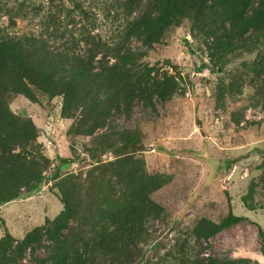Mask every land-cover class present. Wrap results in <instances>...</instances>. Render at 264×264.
I'll use <instances>...</instances> for the list:
<instances>
[{"label": "trees", "instance_id": "trees-1", "mask_svg": "<svg viewBox=\"0 0 264 264\" xmlns=\"http://www.w3.org/2000/svg\"><path fill=\"white\" fill-rule=\"evenodd\" d=\"M58 1L52 11L27 0L17 1L15 13L7 11L10 26L17 12L38 16L36 34L0 29V205L37 190L46 178L61 204L51 219L45 218L20 239L5 230L0 236V264H21L18 257L25 250L28 264H131L136 256L143 258L148 223L163 214L150 194L167 177L146 172L138 155V135L115 130L109 122L115 115L128 114L137 102L156 111L153 98L166 101L180 86L175 74L140 62L142 53L131 50L130 39L150 47L185 19L189 35L200 38L208 60L222 70L236 51L264 47V0H149L143 7L140 0H115L126 18L120 35L109 42L92 32L89 12L81 3L66 0L68 6ZM79 43L84 45L81 53ZM244 66L251 72L254 94L264 101L262 59ZM233 86L232 80L224 85L220 98ZM14 95L31 102L60 96L59 114L71 119L67 133L89 138L83 148L92 159L90 166L60 174L70 160L57 155L56 165L50 167L36 125L29 116L10 110ZM105 152L112 158L99 159ZM260 178L264 183V174ZM240 218L228 210L218 221L197 219L173 237L154 264H239L242 259L213 257L204 250L211 236ZM42 237L48 243L39 257L34 247ZM260 252L264 257V240Z\"/></svg>", "mask_w": 264, "mask_h": 264}, {"label": "rangeland", "instance_id": "rangeland-1", "mask_svg": "<svg viewBox=\"0 0 264 264\" xmlns=\"http://www.w3.org/2000/svg\"><path fill=\"white\" fill-rule=\"evenodd\" d=\"M17 1L21 0H0V29L18 35L38 33L39 17L29 13L17 12L14 24H8L7 11H13ZM77 1L89 12L92 32L103 41L120 35L126 15L115 7V0ZM147 1L140 0V7ZM27 2L50 11L59 3ZM63 4L70 5L66 0ZM129 44L132 51L142 53L140 62L175 74L180 86L166 101L153 98L156 111L137 102L128 114L115 115L109 122L115 130L127 129L138 135V155L144 160L146 172L167 177V182L150 194L162 206L163 214L148 223L149 236L141 247L143 258L137 260L136 256L131 264H154L155 256H160L173 237L194 221L201 217L218 221L228 210L240 220L211 236L205 254L242 259L239 264H264L260 252L264 240V183L260 178L264 174V101L254 94L251 72L244 66L261 58L264 67V47L236 51L220 70L208 60L200 38L189 35V22L185 19L159 43L146 47L132 38ZM77 50L83 52L84 45L79 43ZM262 71L264 74V68ZM231 80V93L222 91L220 98V89ZM60 103V96L31 102L14 95L8 106L18 115L29 116L36 125L37 140L51 159L50 167L56 165L58 155L70 160L63 164L60 174L84 171L92 163L83 148L89 138L67 133L71 119L60 116ZM98 158L108 160L112 154L105 152ZM51 185L46 178L37 190L23 191L20 197L1 204L0 236L7 230L20 239L33 227L42 225L45 218L51 219L61 209ZM154 242L155 247L151 246ZM47 243L42 237L35 245L37 256L45 255ZM28 257L25 250L18 261L28 264Z\"/></svg>", "mask_w": 264, "mask_h": 264}, {"label": "water", "instance_id": "water-1", "mask_svg": "<svg viewBox=\"0 0 264 264\" xmlns=\"http://www.w3.org/2000/svg\"><path fill=\"white\" fill-rule=\"evenodd\" d=\"M148 149H150V148L148 147Z\"/></svg>", "mask_w": 264, "mask_h": 264}]
</instances>
